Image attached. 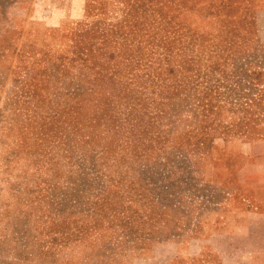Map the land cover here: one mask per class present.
Masks as SVG:
<instances>
[{
  "label": "rangeland",
  "instance_id": "rangeland-1",
  "mask_svg": "<svg viewBox=\"0 0 264 264\" xmlns=\"http://www.w3.org/2000/svg\"><path fill=\"white\" fill-rule=\"evenodd\" d=\"M250 19L225 0H0V264H232L202 236L264 139Z\"/></svg>",
  "mask_w": 264,
  "mask_h": 264
},
{
  "label": "crops",
  "instance_id": "crops-1",
  "mask_svg": "<svg viewBox=\"0 0 264 264\" xmlns=\"http://www.w3.org/2000/svg\"><path fill=\"white\" fill-rule=\"evenodd\" d=\"M225 3L238 15L254 19L255 26H264L263 22H257L259 16L264 17V0H225ZM256 149V153L245 155L229 169L232 200L222 207L220 219L210 218L213 220L210 232L202 236L203 242L230 241L232 264H264V139L256 141ZM215 178L218 183L226 179L218 173Z\"/></svg>",
  "mask_w": 264,
  "mask_h": 264
}]
</instances>
